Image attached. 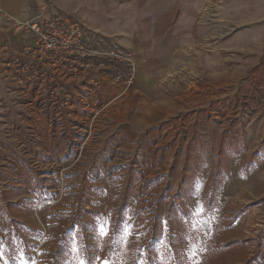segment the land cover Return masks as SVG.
<instances>
[{"label": "rangeland", "instance_id": "rangeland-1", "mask_svg": "<svg viewBox=\"0 0 264 264\" xmlns=\"http://www.w3.org/2000/svg\"><path fill=\"white\" fill-rule=\"evenodd\" d=\"M30 19L37 18L11 21L25 41L0 68V264H264V98L237 96L233 84L200 83L202 58L217 49L216 39H200L188 62L156 69L159 91L180 95L177 115L121 146L95 142L91 163H67L69 140L60 153L68 157L54 163L57 145L48 144L47 126L64 137L83 121L63 80L84 77L98 86L95 74L110 69L128 83L132 61L128 53L102 51L126 73L111 69L91 52L80 25L92 56L81 59L76 75L64 70L59 89L37 79L43 87L28 97L23 84L3 78L32 81L20 63L30 36L16 25Z\"/></svg>", "mask_w": 264, "mask_h": 264}, {"label": "crops", "instance_id": "crops-1", "mask_svg": "<svg viewBox=\"0 0 264 264\" xmlns=\"http://www.w3.org/2000/svg\"><path fill=\"white\" fill-rule=\"evenodd\" d=\"M207 8L211 13L205 11ZM50 13H65L80 23L91 52L113 64L111 69L126 73L123 63L107 61L101 57L102 51L128 53L132 61L128 83L115 80L110 69L95 74L98 86L84 77L63 80L73 106L83 108L75 111V117L83 121L76 120L64 137L60 129L52 131L51 125L45 124L49 127L48 144L54 141L57 145L54 163L65 159V151L60 153L69 146V140L74 145L67 163H91L95 142L102 146L106 141L117 144L139 137L177 115L180 95L166 98L159 91L156 69L188 62V51L200 39L218 42L217 49L202 58V85L233 84L237 96L248 92L249 99L264 98L256 91L258 87L259 91L264 89V0H0V68L25 41V37L18 40L12 32L11 21ZM3 79L23 84V94L28 97H37L44 84L39 80L22 83L12 74ZM95 102L101 104L96 112L91 107ZM63 111L58 114L59 120ZM55 127L62 128L63 123ZM78 145L86 147V152ZM43 152L50 155L47 149Z\"/></svg>", "mask_w": 264, "mask_h": 264}, {"label": "built area", "instance_id": "built-area-1", "mask_svg": "<svg viewBox=\"0 0 264 264\" xmlns=\"http://www.w3.org/2000/svg\"><path fill=\"white\" fill-rule=\"evenodd\" d=\"M16 25L30 36L20 60L22 67L29 70L27 80L40 79L46 84L58 85L59 89L64 70L68 68L69 72L76 75V66L81 59L86 55L92 56L87 53L80 25L59 13L16 22ZM55 91L50 93V98L54 100L58 96ZM54 104L58 105V102Z\"/></svg>", "mask_w": 264, "mask_h": 264}, {"label": "snow or ice", "instance_id": "snow-or-ice-1", "mask_svg": "<svg viewBox=\"0 0 264 264\" xmlns=\"http://www.w3.org/2000/svg\"><path fill=\"white\" fill-rule=\"evenodd\" d=\"M99 231H100V236L101 237L107 235V229L105 227H101ZM129 234H130L129 230L128 229H125L124 230L125 237H127ZM74 251H75V249H74ZM79 264H84V261L83 260H80Z\"/></svg>", "mask_w": 264, "mask_h": 264}]
</instances>
